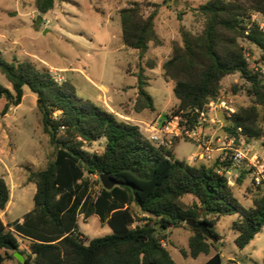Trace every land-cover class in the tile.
Listing matches in <instances>:
<instances>
[{"label":"trees","instance_id":"obj_1","mask_svg":"<svg viewBox=\"0 0 264 264\" xmlns=\"http://www.w3.org/2000/svg\"><path fill=\"white\" fill-rule=\"evenodd\" d=\"M56 1L34 0V4L46 14ZM164 6L170 7L168 0L134 1L119 11L123 44L138 50L140 59L151 45L162 44L156 19ZM197 11L204 18L202 30L182 27L181 42L162 65L178 100L165 118L177 116L184 132L195 130L202 123L200 114L207 115V105L219 98L223 79L239 74L245 84L235 86L233 92L245 91L251 104L227 115L224 134L235 138L237 148L264 142V78L251 68L241 44L245 41L257 48V62L264 64V30L250 23L253 13L264 16V0H208ZM148 63L150 69L156 67L155 62ZM0 71L12 87L0 83V99L5 100L0 113L6 115L19 106L29 88L38 99L43 131L54 148L44 169L29 171L27 180L37 187L34 209L22 223L5 224L0 217V264L13 257L9 251H20L23 264H177L162 244L167 240L165 230L171 227L186 224L192 230L189 251L183 252L192 258L217 249L193 222H204L219 239L214 227L220 217L238 214L233 228L240 249L264 227V193L245 206L229 184L230 170H239L237 185L250 174L244 163L234 166L217 159L190 164L177 159L172 148L157 146L138 125L78 97L72 82L58 81L49 68L31 60L7 61L0 52ZM136 79L134 109L154 111L142 65ZM100 139L106 140L101 153L86 149V144ZM102 174L119 184L105 189L99 179ZM189 194L197 201L185 203ZM9 201L10 188L0 177V210ZM80 216L86 220L97 216L112 233L87 239L79 230ZM157 225L160 230L154 234ZM222 263L217 251L204 264Z\"/></svg>","mask_w":264,"mask_h":264},{"label":"rangeland","instance_id":"obj_2","mask_svg":"<svg viewBox=\"0 0 264 264\" xmlns=\"http://www.w3.org/2000/svg\"><path fill=\"white\" fill-rule=\"evenodd\" d=\"M134 1L159 4L164 0H57L54 8L46 14L37 10L34 0H0V52L7 61L31 60L41 67L49 68L58 81L72 82L76 86L78 97L91 100L114 114L119 113L116 114L118 118L138 125L143 131L145 122L161 123L165 121V115L171 114L178 106L173 84L164 76L162 65L170 57L174 45L181 42L182 27L194 32L202 30L204 18L197 8L208 0H168L170 7L164 6L156 19V32L162 44L151 45L143 59H140L138 50L126 47L122 41L119 11ZM150 10L148 8L147 12ZM252 16L251 24L254 22ZM39 17H42L41 23L36 24ZM241 44L245 54L251 56L252 60L259 59L260 51L257 48L245 41ZM151 61L156 64L153 69L148 67V62ZM141 65L148 77V90L154 98L157 110H144L145 114L139 115L143 111L136 112L134 109L137 98L134 88ZM84 74L96 84L88 82ZM0 83L12 88L1 71ZM244 84L239 74L223 79L222 90L216 100L219 104L208 109L206 120L201 123L200 137H170L172 145L168 147L172 148L177 159L188 163L197 162L194 153L197 147L201 150L200 143L204 141H212L213 149L218 146V142L219 147H223L225 137H228L224 134V126L230 112L221 102L225 101L227 107L234 111L249 106L251 99L245 91L233 92L235 86L239 88ZM4 102V99H0V110L4 107ZM37 103L36 95L26 87L22 103L6 120L0 113V136L5 144L3 148L14 151L13 156L18 163H35L36 159L44 162L54 156L49 136L43 131ZM160 114V118H156ZM144 115L150 118L145 119ZM105 144L106 140L100 139L86 144V149L101 153ZM249 145V156L254 153L264 155L263 141H253ZM233 146L238 147L236 141ZM225 152L231 154L232 150L227 149ZM210 160L212 159L199 161ZM227 176L229 184L235 186L236 196L245 206H250L255 197L264 193V184L258 186L250 174L240 185H237L239 170H232ZM10 186L13 187V184ZM19 191L24 193V189ZM183 201L191 204L197 198L189 194ZM31 205L34 206L33 195H26V201L20 203L18 195L15 197L12 194L6 221L20 218ZM238 219V214L220 217L214 227L220 238L214 242L217 249L212 251L220 252L223 264H229V260L237 264H264V227L250 244L240 249L235 243L237 233L233 228ZM78 224L87 239L112 233L111 228L103 224L97 216H91L87 221L80 216ZM164 233L167 235V240H164L165 247H168L177 264H204L210 257L205 254L197 258L183 255V252L189 251V238L193 234L188 225L171 227ZM4 264L10 262L6 261Z\"/></svg>","mask_w":264,"mask_h":264},{"label":"built area","instance_id":"obj_3","mask_svg":"<svg viewBox=\"0 0 264 264\" xmlns=\"http://www.w3.org/2000/svg\"><path fill=\"white\" fill-rule=\"evenodd\" d=\"M254 21L253 23L257 24L260 29L264 30V16L260 13L252 14ZM258 19L257 21L255 19ZM246 58L250 63L251 68L257 72L262 78H264V64L259 63L257 61L252 60L251 56L246 54ZM216 101H211L207 107L208 109L217 107ZM221 105L226 109H229V115L234 113L235 111L232 108H228L225 104V101L221 102ZM232 111V112H231ZM205 112L200 114L201 122L206 120ZM202 124L198 126L193 131H186L182 129L180 126V118L174 117L172 119H165L161 123L156 121L154 123L148 124L145 123L144 130L142 131L154 144L157 146H170L172 145V140L170 137H178L180 135H186L188 137H200ZM226 141L223 142L222 149L226 151L227 149H231L232 153L228 154L225 152L223 157L220 159L221 161H230L234 166L240 165L244 163L249 170L250 176L252 180L257 185L264 183V155L260 156L258 153H254L249 156L250 145H247L244 148H236L233 146L235 139L232 137H225ZM201 150L195 154V160H209L212 159L213 147L212 141H204L200 143ZM231 170L229 171V173ZM163 246H165V241H162Z\"/></svg>","mask_w":264,"mask_h":264},{"label":"crops","instance_id":"obj_4","mask_svg":"<svg viewBox=\"0 0 264 264\" xmlns=\"http://www.w3.org/2000/svg\"><path fill=\"white\" fill-rule=\"evenodd\" d=\"M58 68L61 69V70L65 69V67H58ZM84 76H85V78H86V80L88 82H90L93 85L96 84L88 75L84 74ZM134 92L137 94V88L136 87L134 88ZM19 106L11 107L10 110L8 111V113L6 115H3V116H5L4 119L6 120V118H8L10 113L14 112L15 109H17ZM155 107H156V105H155ZM156 110H157V108H156ZM145 112L146 111H143L142 113H139V115L145 114ZM115 114H119V113L115 112ZM159 116H161V114L158 115V117H156V118H160ZM143 118L149 119L150 117L147 116V115H144ZM217 145L218 146L213 150V153H212V157L213 158H212V160H210V161H199L198 160L197 162H194V163L192 162L190 164H195V163H200V162L212 163L213 161H215L217 159H221L223 157V155L225 154V151L221 147H219L220 146L219 142H218ZM4 146H5L4 141H3L2 137L0 136V172H1V176L0 177H3L5 179V181L7 182L8 186L10 188V201L7 204L5 210H0V217H1L2 221L5 224L12 223V222H15V221H19L20 223H22L24 216L28 212L33 210L34 206H32V205L29 206L28 211L26 213H24L20 218H17L15 220L7 222L6 219H5V216L8 215V212H9V209H10V206H11V196H12V194H15V197L18 195V201L20 203L26 201V195H28V197L29 196L31 197L33 195V199H34V195H35V193L37 191V187H36V184L34 182H28L27 179H28L29 171H38V170L44 169L49 161L45 160L44 162H38V159H36L35 163L34 162L33 163H30V162L18 163L16 161V159L14 158V156H13V152L14 151L5 150L3 148ZM198 152H199V148L197 147V151L194 154H196ZM10 184H13V187H11ZM21 189H24V193H22L23 191L22 192L19 191ZM80 232H81V230H80ZM22 247L28 251V246H27L26 242H23ZM167 249H168V247H167ZM16 252H20V251H14V252L9 251V253L13 254V257L10 258V259H7L6 261H9L10 264H23V262L20 261L15 256ZM215 252H217V251H215ZM215 252L211 251V253L209 255H207V256H210V257H208V259L206 261H208L215 254ZM20 254H21L22 258L25 261V256L21 252H20ZM6 261H4V263ZM229 262H230L229 264H237L233 260H229Z\"/></svg>","mask_w":264,"mask_h":264},{"label":"water","instance_id":"obj_5","mask_svg":"<svg viewBox=\"0 0 264 264\" xmlns=\"http://www.w3.org/2000/svg\"><path fill=\"white\" fill-rule=\"evenodd\" d=\"M41 20L42 17H39L38 20L36 21V24H40ZM99 179L101 181L102 186L107 190H111L113 187L119 184V182L109 174H102L100 175ZM192 225L194 228L201 230L204 233V235L212 242L217 241V238L214 236V234L211 232L207 224H205L204 222H193ZM159 230H160V225H157L154 234L157 233ZM15 256L24 263V259L22 258L20 252H16Z\"/></svg>","mask_w":264,"mask_h":264}]
</instances>
